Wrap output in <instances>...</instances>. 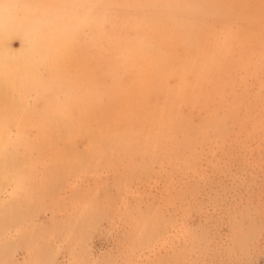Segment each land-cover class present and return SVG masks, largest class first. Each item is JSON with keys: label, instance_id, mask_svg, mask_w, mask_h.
<instances>
[{"label": "rangeland", "instance_id": "1", "mask_svg": "<svg viewBox=\"0 0 264 264\" xmlns=\"http://www.w3.org/2000/svg\"><path fill=\"white\" fill-rule=\"evenodd\" d=\"M16 1L0 0V264H264V65L222 98L57 97L72 50L46 21L12 39ZM28 1L73 17L84 0Z\"/></svg>", "mask_w": 264, "mask_h": 264}, {"label": "bare ground", "instance_id": "2", "mask_svg": "<svg viewBox=\"0 0 264 264\" xmlns=\"http://www.w3.org/2000/svg\"><path fill=\"white\" fill-rule=\"evenodd\" d=\"M145 1L151 10L142 6ZM29 2H15L22 16L9 36L22 40L26 28L46 21L41 34L48 46L72 50L49 74L47 86L57 97H203L210 84L222 98L228 96L224 86L236 83V70L251 73L254 63L264 65V0H84L82 12L73 17L56 10L52 15L48 4ZM93 6L99 7L94 13ZM118 12L119 21L110 16ZM116 23L118 30L112 28ZM44 49L30 43L24 59L39 63ZM189 73L192 87L185 82Z\"/></svg>", "mask_w": 264, "mask_h": 264}]
</instances>
